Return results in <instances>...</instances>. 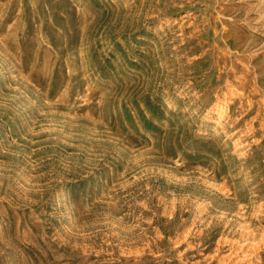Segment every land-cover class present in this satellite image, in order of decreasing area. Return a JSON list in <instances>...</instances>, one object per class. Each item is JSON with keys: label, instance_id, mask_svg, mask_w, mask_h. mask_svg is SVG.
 <instances>
[{"label": "rangeland", "instance_id": "374dc122", "mask_svg": "<svg viewBox=\"0 0 264 264\" xmlns=\"http://www.w3.org/2000/svg\"><path fill=\"white\" fill-rule=\"evenodd\" d=\"M240 260L264 264V0H0V264Z\"/></svg>", "mask_w": 264, "mask_h": 264}, {"label": "bare ground", "instance_id": "6f19581e", "mask_svg": "<svg viewBox=\"0 0 264 264\" xmlns=\"http://www.w3.org/2000/svg\"><path fill=\"white\" fill-rule=\"evenodd\" d=\"M248 232V231H247ZM247 235H251V234H247ZM251 244V243H250ZM260 245V244H259ZM241 248L243 249V248H245V246H241ZM254 248V247H253ZM247 250V249H246ZM245 260H240V262H238L237 264H243V262H244ZM234 263V262H233Z\"/></svg>", "mask_w": 264, "mask_h": 264}]
</instances>
